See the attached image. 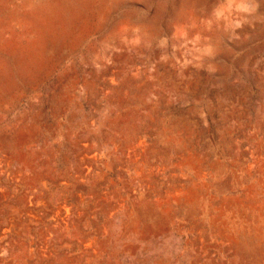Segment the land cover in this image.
Segmentation results:
<instances>
[{
  "label": "rangeland",
  "instance_id": "1",
  "mask_svg": "<svg viewBox=\"0 0 264 264\" xmlns=\"http://www.w3.org/2000/svg\"><path fill=\"white\" fill-rule=\"evenodd\" d=\"M0 264H264V0H0Z\"/></svg>",
  "mask_w": 264,
  "mask_h": 264
}]
</instances>
